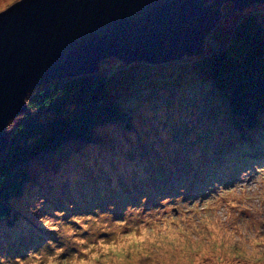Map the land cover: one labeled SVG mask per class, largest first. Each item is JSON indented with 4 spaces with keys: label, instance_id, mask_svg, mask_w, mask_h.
I'll list each match as a JSON object with an SVG mask.
<instances>
[{
    "label": "rangeland",
    "instance_id": "374dc122",
    "mask_svg": "<svg viewBox=\"0 0 264 264\" xmlns=\"http://www.w3.org/2000/svg\"><path fill=\"white\" fill-rule=\"evenodd\" d=\"M220 10L219 21L204 39L203 52L216 44L215 35L230 40V50L238 47L229 34L237 13L257 12L264 27V3L239 11L226 1ZM200 55L157 64H124L116 57L100 62L101 68L121 76L114 73L113 79L115 92L131 116L128 128L105 124L95 130V142L80 148L69 145L73 153L55 174L43 172L45 176L23 196L11 201V224L0 222V246L6 254H18L54 236L37 223L38 215H51L53 208L67 209L72 203L75 208L67 210L71 214L91 211L92 206L104 210L106 203H114L119 215L126 198L138 203L139 196L147 195L149 204H154L156 194L175 195L181 185L187 197L212 179L231 181L236 167L229 162L243 144L252 150L246 155L264 161V114L250 131L236 130L225 100L194 63L200 62ZM122 71L128 79H123L127 75ZM243 163V158L236 161ZM41 196V209L29 213L33 200Z\"/></svg>",
    "mask_w": 264,
    "mask_h": 264
},
{
    "label": "clouds",
    "instance_id": "9594fccd",
    "mask_svg": "<svg viewBox=\"0 0 264 264\" xmlns=\"http://www.w3.org/2000/svg\"><path fill=\"white\" fill-rule=\"evenodd\" d=\"M23 3L0 0V17ZM24 103L32 111L39 107L27 97ZM24 115L10 119L5 130L18 132L23 125L16 121ZM251 151L243 144L232 156L234 179H212L194 195L186 197L181 185L175 195L156 194L154 204L147 195L138 203L126 198L119 215L114 203L71 214L72 203L53 208L37 223L54 236L14 255L0 246V264H264V161L246 155ZM241 158L244 163L236 164ZM32 203L28 212L38 213L44 197Z\"/></svg>",
    "mask_w": 264,
    "mask_h": 264
},
{
    "label": "water",
    "instance_id": "95a60500",
    "mask_svg": "<svg viewBox=\"0 0 264 264\" xmlns=\"http://www.w3.org/2000/svg\"><path fill=\"white\" fill-rule=\"evenodd\" d=\"M264 0H24L0 17V155L7 122L27 110L39 85L94 73L116 57L124 64L198 56L220 19ZM216 7L215 9L213 7Z\"/></svg>",
    "mask_w": 264,
    "mask_h": 264
},
{
    "label": "trees",
    "instance_id": "16d2710c",
    "mask_svg": "<svg viewBox=\"0 0 264 264\" xmlns=\"http://www.w3.org/2000/svg\"><path fill=\"white\" fill-rule=\"evenodd\" d=\"M229 34L238 47L230 50V40L215 35L216 44L194 63L225 100L234 128L250 131L264 114V27L259 14L237 13ZM107 71L99 63L94 73L49 80L28 94L39 107L35 111L27 107L24 118L16 121L23 127L15 134L8 131L9 142L0 155V175L4 177L0 182L4 219L0 222L11 224V201L23 196L45 176L43 172L53 174L60 169L73 153L69 145L80 148L95 142V130L105 124L128 128L131 116L115 92L113 79L114 73L120 75ZM125 75L124 80L129 78Z\"/></svg>",
    "mask_w": 264,
    "mask_h": 264
},
{
    "label": "bare ground",
    "instance_id": "6f19581e",
    "mask_svg": "<svg viewBox=\"0 0 264 264\" xmlns=\"http://www.w3.org/2000/svg\"><path fill=\"white\" fill-rule=\"evenodd\" d=\"M135 63V62H134Z\"/></svg>",
    "mask_w": 264,
    "mask_h": 264
}]
</instances>
